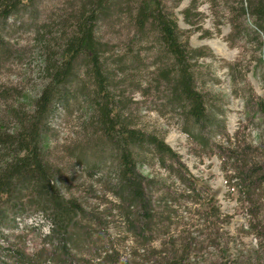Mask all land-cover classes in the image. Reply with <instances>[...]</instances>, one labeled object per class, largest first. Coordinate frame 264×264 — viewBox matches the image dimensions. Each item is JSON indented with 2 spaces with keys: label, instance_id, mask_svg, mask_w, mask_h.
<instances>
[{
  "label": "trees",
  "instance_id": "16d2710c",
  "mask_svg": "<svg viewBox=\"0 0 264 264\" xmlns=\"http://www.w3.org/2000/svg\"><path fill=\"white\" fill-rule=\"evenodd\" d=\"M37 1L0 0V59L10 53L3 34L8 20L34 9ZM172 1L181 2L68 0L63 16L32 23L46 82L30 112L10 109L16 121L12 130L0 121V264H141L139 257L148 264H191L188 242L173 243L164 256L159 253L160 259L154 257L155 249L148 258L139 255L157 237L169 234L172 207L179 198L198 195L196 178L164 136L138 127L128 116V106L149 98L154 105L150 110L162 116L173 112L202 150L217 152L226 180L246 210L248 232L263 244L264 97L244 91L254 140L251 131L248 140L238 133L230 136L219 96L205 88L199 65L203 49L190 45L173 3L167 4ZM224 5L229 14L252 17L255 25L253 29L236 25L231 36L252 37L251 43L255 41L264 53V0H237V10L229 2ZM196 9L192 0L182 11L187 23L201 15ZM104 27L121 39H105ZM135 93H141L142 102ZM69 99L80 100L90 111L85 132L91 136L66 153L73 160L71 168L81 163L83 174L91 176L89 188L98 200L91 205L83 196L65 192V177L48 158L49 119ZM154 162L169 177H178L186 189L173 196L157 194L154 177L140 171ZM27 214L48 223L42 244L31 252L23 231L28 225L19 226ZM108 228L115 229V237ZM125 239L131 240L127 251L135 260L121 258Z\"/></svg>",
  "mask_w": 264,
  "mask_h": 264
},
{
  "label": "rangeland",
  "instance_id": "374dc122",
  "mask_svg": "<svg viewBox=\"0 0 264 264\" xmlns=\"http://www.w3.org/2000/svg\"><path fill=\"white\" fill-rule=\"evenodd\" d=\"M191 1L181 0L179 4L172 1L167 4L173 3L172 11L180 29L186 32L190 45L203 49L204 56L199 59V65L202 66L200 71L205 88L218 95L223 105L227 133L230 136L238 133L243 140L244 137L247 139L251 131L254 140L255 132L246 115L244 91L249 89L254 97H264V53L255 41L251 43L252 37L231 36L232 31H237L234 29L236 25H242L243 28L247 25L253 29V18L239 16V12L229 14L225 10V2L234 6L237 0H214V3L211 0H196V10L201 15L193 16L190 18L192 22L187 23L182 11ZM67 8L68 0H38L34 9L8 20L3 34L10 53L0 59V121L3 119L9 130L16 126L10 109L30 112L46 82L44 58L35 42V26L32 23L41 25L47 22V17L52 21L57 15L63 16ZM234 8L237 10L238 6ZM102 31L107 40L121 39L108 34L106 27ZM135 99L142 102L141 93H135ZM151 102L153 99L149 98L146 103L128 106V116H133V123L138 127L164 136L165 142L179 154L182 163L196 178L198 195L187 194L189 196L186 198H179L178 204L172 207L175 211L168 224L169 234L157 237L151 247L146 248V252L139 250V255L145 253L148 258L147 254L150 256L151 250L155 249L154 257L160 259L159 253L164 256V250L173 249V243L177 246L179 242H188V260L191 264H264V241L260 245L257 238L248 232L246 210L237 201L236 191L230 188L226 180L222 159L217 152H206L208 150H202L190 139L173 112V115L162 116L150 110L149 107L154 106ZM89 113L88 106L78 99L76 103L69 99L64 105L58 106L49 119L45 143L50 149L48 158L61 169L65 177L62 180L64 189H67L65 192L81 195L91 205L98 203L89 188L91 176L83 174L81 163L71 168L73 160L66 153L67 148L80 145L86 136H91L85 132ZM85 154L88 159L91 145ZM140 171L154 177L158 184L157 194L166 192L173 196L186 189L178 177H169L168 172L156 162L150 166L142 165ZM98 188L95 185V189ZM102 195H106V191ZM25 224L28 225L23 228L27 234L26 248L31 252L42 244L41 236L47 232L48 223L41 216L27 214L19 221L21 228ZM108 230L115 237V229ZM130 244L131 240L125 239L120 250L122 259L135 260L127 251ZM136 261L148 264L140 257Z\"/></svg>",
  "mask_w": 264,
  "mask_h": 264
}]
</instances>
